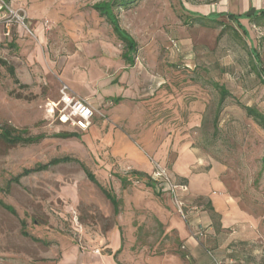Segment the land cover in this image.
<instances>
[{"label":"rangeland","instance_id":"374dc122","mask_svg":"<svg viewBox=\"0 0 264 264\" xmlns=\"http://www.w3.org/2000/svg\"><path fill=\"white\" fill-rule=\"evenodd\" d=\"M101 1L0 0V59L14 69L10 76L0 66V126L44 136L30 146L0 139V201L14 212L0 206V264H199L168 229L170 211L207 252L201 264H264V131L244 111L264 114V83L253 69L264 70V27L243 22L244 32L226 16L223 27L188 21L216 0H136L115 10L136 43L124 85L132 87L140 117L125 132L140 150L141 136L146 147L158 145L152 168L186 185L182 217L167 192L135 181L103 149L99 137L113 128L104 111L118 101L119 71L102 74L95 66L123 52V44L92 9ZM67 55L72 84L93 107L88 132L43 119L44 105L58 99L59 63ZM215 83L230 94L219 111ZM103 90H112L110 99L99 97ZM62 158L69 160L22 174ZM118 177L130 184L122 187ZM101 188L119 201L117 216ZM204 211L210 224L192 225Z\"/></svg>","mask_w":264,"mask_h":264},{"label":"crops","instance_id":"0c3cea01","mask_svg":"<svg viewBox=\"0 0 264 264\" xmlns=\"http://www.w3.org/2000/svg\"><path fill=\"white\" fill-rule=\"evenodd\" d=\"M200 7V6H199ZM204 8H208L206 12L199 11L197 14L201 16H212V15H223L226 14H233V15H247L252 13H257L261 10H264V0H216L213 4L203 6ZM197 7H195L196 9ZM203 8V10H204ZM206 10V9H205ZM243 22H248L246 19L240 20V24H243ZM249 23V22H248ZM79 60L81 62L87 63V59H84L82 56L79 57ZM100 63H98L97 67L95 66L96 70L99 73H103V71H110V70H117L118 73L116 74L117 84L116 89L113 90V93L118 97L119 101L116 103L114 107L111 109H108L104 111V113L107 114V118L111 120L112 127L110 130H108L105 134L100 136V140L102 141L103 149L107 148L108 152L111 154L112 157H115L118 159V164L124 169L131 170V172H139L142 174L147 175L151 178V173L153 171L152 165L149 161V157L155 156L159 157L158 152V145H156V148L147 146L150 148V153L147 151V147L145 144V139L143 136H141L138 140L142 148L141 150L137 148L136 144L132 142L130 139V136L126 134L127 130L131 128L134 124V121L137 120V118L140 117L139 113L134 114V102L130 100L131 95L133 94L132 87H126L124 85L125 80V74L127 73V70L129 71L134 65V58H133V64L129 65L122 57V52H113L112 54L109 53L104 57H101L99 59ZM83 67V66H81ZM85 67H88V64L85 65ZM84 67V68H85ZM94 69V68H93ZM72 70L71 65H68V55L64 58L60 59L59 63V69H58V79L60 83L65 84L68 86L72 91L74 90L76 96L87 103L90 102L88 95L82 94L80 91H77L73 84L72 80L70 78V71ZM83 71L82 69L79 70L81 73ZM78 72V74H80ZM104 76V75H103ZM79 77L81 78V82L85 79V76L83 74H80ZM84 77V78H83ZM105 91L104 95H100L99 97L102 99H110L112 96V90H103ZM89 93V92H88ZM81 94V95H80ZM88 105L93 109V107L88 103ZM136 110H138L136 108ZM135 115V119H134ZM95 117V115H94ZM92 124L90 128L86 131H90L92 128ZM131 125V126H130ZM130 134V133H129ZM162 147V146H161ZM160 147V149H162ZM107 152V151H106ZM176 174L179 176H187V170H184L183 168H175ZM130 172V173H131ZM120 182V181H119ZM121 184V182H120ZM130 184V183H129ZM128 185V184H127ZM127 185H122V187H126ZM153 189V188H151ZM212 203V208L214 212H217V209L215 205ZM172 210V209H171ZM172 212V211H170ZM168 212L167 219L169 221L168 229L173 230L177 233V237L179 238V241L184 242L185 250L188 253V255L193 259V261H196V263H204L206 262V256L207 252L204 250V248L198 244V242L195 241V238L192 236V234L189 232L190 228L188 227V230L185 227V223L182 222V220L176 216L172 212V214ZM119 214V210L117 215ZM115 215V216H117ZM208 216L206 215V212H201L198 214V216L194 215L192 217L191 224H196L197 222H202L203 224L208 223ZM226 219H225V221ZM222 223V221H220ZM195 226V225H194ZM225 225H222L224 227ZM212 229L211 225L209 227V230ZM117 232V238L118 242L115 244H112L114 248H117V252L121 249V243H120V229H116ZM113 237L115 235V232L112 233ZM116 264V263H115Z\"/></svg>","mask_w":264,"mask_h":264},{"label":"trees","instance_id":"16d2710c","mask_svg":"<svg viewBox=\"0 0 264 264\" xmlns=\"http://www.w3.org/2000/svg\"><path fill=\"white\" fill-rule=\"evenodd\" d=\"M135 2L136 0H102L101 2L96 3L92 6V9L95 10L101 18H104L109 23L113 34L123 44L122 57L129 65L133 64V56L136 53V43L123 29L120 28L118 18L115 14V10L121 7H125L128 4H135ZM224 16H226L229 22H232L236 24L237 27L242 28L244 32L245 29H243L242 25L240 24V20L242 19L248 20V22L252 24L254 27H264V10L247 15L237 16L233 14H226L223 15V17ZM223 17H221V15H212L205 17L196 14L193 16L190 15V17H188L189 18L188 21H191V23L199 22L202 26H211L213 24L223 27V24L220 23L219 21V19ZM252 57H253V63L257 65L259 63L258 55L252 53ZM0 66L4 67L9 72L10 76H14V69L11 66L7 65V63L1 59H0ZM253 69H255L257 73H259V76L262 77V82L264 83V70H260L259 68H255L254 66ZM213 88L217 91L219 96V100H218V111H219L221 105L230 96V94L223 85H219L215 83L213 85ZM244 111L246 116L250 118L261 130L264 131V114L260 113L255 108H251V107H244ZM74 136L75 135L72 134L59 135L60 138H71ZM43 138H44L43 135L30 136L27 134L25 130H16L9 126H0V139L9 146H30L39 143ZM68 160L69 158L53 159L50 163L46 165H38L33 169H28L23 171L22 174L27 175L31 171L32 172L43 171L46 170L50 165H57L61 162H67ZM261 162L264 167V158L262 159ZM85 172L87 178L95 183L96 181L92 176V174H90L86 170ZM130 177L135 179V181H143L146 187L149 188L155 187V182L145 174L133 171L130 173ZM18 178L19 177L15 178L14 180L17 181ZM118 178L121 184L124 186L130 183L129 181L130 179H128L127 177H118ZM101 191L104 194L105 198L111 203L113 207L114 215H117L119 210V201L117 200L116 196L104 188H101ZM0 206H2L10 213H14L10 207L6 206L1 201H0ZM209 210L211 213L214 212L213 209L211 208ZM213 227L215 228V226ZM22 234L25 235L24 232Z\"/></svg>","mask_w":264,"mask_h":264},{"label":"built area","instance_id":"2783aa9c","mask_svg":"<svg viewBox=\"0 0 264 264\" xmlns=\"http://www.w3.org/2000/svg\"><path fill=\"white\" fill-rule=\"evenodd\" d=\"M94 117L93 109L88 103L76 96V94L65 84H61L58 89V99L44 105V121L48 123H58L85 132L91 125ZM151 179L155 182V187L160 191L167 192L177 208L180 216L185 217V205L182 202L187 187L183 183H175L167 174L166 170L158 165H154Z\"/></svg>","mask_w":264,"mask_h":264}]
</instances>
